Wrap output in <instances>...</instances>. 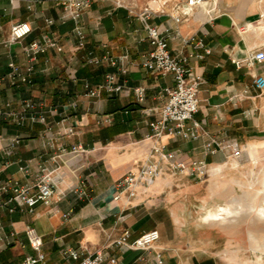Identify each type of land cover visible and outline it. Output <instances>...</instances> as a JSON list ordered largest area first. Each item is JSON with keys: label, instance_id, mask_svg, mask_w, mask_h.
<instances>
[{"label": "crops", "instance_id": "crops-1", "mask_svg": "<svg viewBox=\"0 0 264 264\" xmlns=\"http://www.w3.org/2000/svg\"><path fill=\"white\" fill-rule=\"evenodd\" d=\"M63 1L0 0V177L30 182L37 165L52 153L77 145L85 149L61 158L58 190L64 192L62 198L56 194L47 205L36 203L31 212L18 207L10 213L0 211L3 233L16 232L8 246L0 245V264H20L26 254H32L23 233L26 225L40 235L47 264H77L69 252L86 256L96 249L115 257L116 264H158L156 253L161 264H217L212 256L196 253L189 244H183L176 205H168L163 195L167 189L182 192L183 186L200 185L202 180L173 173L163 165L150 185H136L130 196L124 193L115 200L116 184L148 158L155 144L178 151L179 159L186 164L204 159L214 174V168L221 169L230 160L232 148L209 154L206 147L215 148L209 144L211 138L219 141L220 147L231 143L241 150L264 142V87L259 89L253 82L256 75L264 77V62L237 69L229 58L261 45L248 44L242 24L225 13L217 0H210L207 7L177 25L166 15L150 19L163 35L170 36L168 48L172 54L190 50L175 36L176 30L181 36L195 34L210 49L202 59L186 62L202 77L198 110L193 116L202 125L200 137L184 140L163 135L150 139L145 135L165 103L163 87L171 86L172 81L168 75L145 71L139 64L151 49L142 23L109 0L95 1L80 14L84 44L77 46L71 36L74 21L60 18ZM168 1L167 11L179 0ZM49 19L51 24L47 23ZM16 21L28 22L31 32L8 45L9 27ZM47 40L55 42L61 51L47 48L32 58L23 51L32 42L43 44ZM89 53L95 57L108 53L117 58V66L126 68V73L118 75V81L124 84L121 92L85 94V83L94 87L107 73L117 72L106 62L88 64ZM122 55L126 57L121 59ZM10 62L21 70L32 66L30 83L9 84L6 74ZM138 86L145 88L142 100L135 90ZM26 99L42 106L17 123L6 113L20 111ZM40 114L44 122L29 118ZM11 137L19 142L8 151ZM20 165L28 166L29 175L18 171ZM72 187L83 194L70 191ZM153 229L159 239L149 250H126L113 244L124 230L133 239Z\"/></svg>", "mask_w": 264, "mask_h": 264}, {"label": "built area", "instance_id": "built-area-1", "mask_svg": "<svg viewBox=\"0 0 264 264\" xmlns=\"http://www.w3.org/2000/svg\"><path fill=\"white\" fill-rule=\"evenodd\" d=\"M10 3L12 0H9ZM95 1L106 0H64L63 13L60 16L61 20L72 19L75 26L72 29L71 36L76 39V45L84 44L83 29L80 24V14L88 9ZM115 8L124 9L130 16L135 17L143 25L146 32V38L151 46V49L142 55L139 64L145 71L155 72L160 76L168 75L171 78L172 85L164 86L163 93L165 95V103L159 110V117L150 123V133L146 134V138L158 139L166 135L171 138H181L184 140H196L202 133V125L194 119V114L198 110V89L202 83L200 74L195 73L191 67L187 65V60L190 58L202 59L204 55L210 53V49L204 45L203 40L195 34L186 36L179 35L175 31V36L181 39L183 46L189 47L186 54H172L168 48L169 35H163L158 26L149 22L150 19L166 15L174 24H179L193 16L199 9L209 5L210 0H179L171 3L169 11L167 6L168 0H149L147 3L138 8L135 0H109ZM48 24L52 20L47 21ZM31 32V26L26 21L13 22L9 27L6 44L10 45L19 42ZM47 48H54L56 51H61V47L55 42L47 40L43 44L32 42L23 48V51L30 58L37 53L45 51ZM198 49H202L199 52ZM227 50V49H225ZM126 55L120 58L124 59ZM231 63L237 69L242 67L251 68L256 64L264 62V49L257 48L247 50L243 55L229 56ZM117 58L103 54L100 57L92 56L91 53L86 57L88 64L97 65L101 62H106L108 65L116 67L117 72L107 73L103 82L91 87L88 83L84 84L85 94L88 96H98L101 91L107 93L121 92L124 89V84L118 81V75L126 73V68L122 65L117 66ZM10 70L6 74V79L10 85H19L22 83H30V75L32 74V66L27 65L21 70L16 64L10 62L8 64ZM255 86L259 89L264 87V77L256 75L253 78ZM140 100L143 99L145 88L138 86L135 88ZM41 102H35L32 99L23 100L21 110L17 112H7L6 115L13 117L19 123L26 118L28 112L35 108H40ZM32 121L44 122L43 115L30 116ZM19 139L11 137L7 149L17 145ZM209 144L213 147H206L209 154H214L217 151L232 148L229 155L231 159H239L242 154L241 149H235L234 145L229 143L220 147L219 141L211 138ZM84 148L80 145L72 146L69 151L60 149L57 153H52L44 162L37 165L36 171L33 173V178L30 182L20 183L16 179L0 177V211L13 212L16 207L26 208L29 212L33 210L36 203L47 205L50 200L57 194L58 199L64 196V192L58 190L59 184L62 181V167L60 165L61 158L66 153H82ZM165 165L173 173L183 174L194 181H201L204 177L212 173L210 166L204 159L192 160L186 164L179 159V153L176 150H169L163 144H155L148 158L141 163L136 169L128 171L116 184L118 193L114 197L115 200L121 197V194L126 193L128 196L135 191L136 185L147 187L160 174L162 166ZM18 171L23 175H29L27 165L18 166ZM220 169L214 168V173ZM72 192L83 194V192L75 187L69 188ZM65 216V215H64ZM3 225L0 221V245L8 246L15 237L16 232L11 230L8 234L3 233ZM27 244L32 251V254H26L20 264H47V258L43 251V243L40 235L35 229L26 225L23 229ZM159 233L156 229L145 231L139 236L130 239V232L124 230L113 244L121 249L126 250H149L153 244L158 241ZM69 256L78 260L77 264H116V258L106 255L102 249H96L92 254L81 256V253L76 251L69 252ZM156 263L161 264L160 254H155Z\"/></svg>", "mask_w": 264, "mask_h": 264}, {"label": "rangeland", "instance_id": "rangeland-1", "mask_svg": "<svg viewBox=\"0 0 264 264\" xmlns=\"http://www.w3.org/2000/svg\"><path fill=\"white\" fill-rule=\"evenodd\" d=\"M148 1L135 0L138 8ZM217 1L242 24L248 44L264 49V0ZM182 188V192L167 189L163 195L168 205H176L183 244L212 256L217 264H264V216L254 212L256 207H264V142L247 145L239 159L229 160L200 185ZM227 205L235 209L233 215L202 220L208 210Z\"/></svg>", "mask_w": 264, "mask_h": 264}, {"label": "bare ground", "instance_id": "bare-ground-1", "mask_svg": "<svg viewBox=\"0 0 264 264\" xmlns=\"http://www.w3.org/2000/svg\"><path fill=\"white\" fill-rule=\"evenodd\" d=\"M233 208H231L230 206H222L217 208L216 210H208L205 214V216L203 217V221H211V220H219V219H224L225 217L231 216L234 213ZM254 212L258 215V216H264V207H256L254 208Z\"/></svg>", "mask_w": 264, "mask_h": 264}]
</instances>
